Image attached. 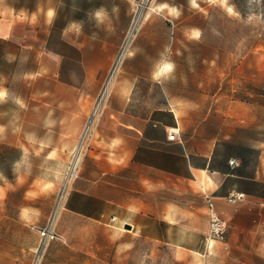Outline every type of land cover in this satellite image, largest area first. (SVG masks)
<instances>
[{"label":"crops","instance_id":"1","mask_svg":"<svg viewBox=\"0 0 264 264\" xmlns=\"http://www.w3.org/2000/svg\"><path fill=\"white\" fill-rule=\"evenodd\" d=\"M72 1L53 5L50 9L55 16L49 21L50 9L33 13L0 0V89L7 91L0 101V151H17L13 162L18 163L29 150L38 153L45 146L75 147L90 120L93 148L88 150L81 176L69 187L64 214L85 221L106 220L110 204L119 206L122 195L139 193L141 185L155 187L162 179L178 182L184 192L198 193L204 201L206 196L212 197L223 213L230 211L223 197L243 191L246 197L238 206L248 211L250 198L262 196L243 190L239 181L259 179L241 172L240 157L221 151L215 136L198 134L197 121L192 132L186 131L194 123L188 122V113L175 102L188 97L172 85L182 81L178 68L159 81L153 79L158 65L174 64L165 27H159L163 37L158 42L151 35L155 28L138 29L106 101L91 117L123 40L125 23L119 22L120 13L123 19L130 17L135 0H76L75 5ZM101 8L107 13L103 23L95 15ZM72 25H78L79 31ZM171 129L176 131L172 140L167 138ZM230 159L237 163L230 165ZM0 189V236L7 242L0 250V264H27L37 242L31 228L28 188L0 171ZM13 195H19L17 202L11 201ZM130 206L140 210L134 201ZM145 217L157 218L142 213L141 218ZM207 230L206 218L200 232L209 248L213 241L206 245ZM227 243L233 247L235 239L229 237ZM178 247L181 254L191 251L189 246Z\"/></svg>","mask_w":264,"mask_h":264},{"label":"rangeland","instance_id":"2","mask_svg":"<svg viewBox=\"0 0 264 264\" xmlns=\"http://www.w3.org/2000/svg\"><path fill=\"white\" fill-rule=\"evenodd\" d=\"M6 1L33 13L67 3ZM227 7L238 15H230ZM121 14L119 22L125 23V31L120 47L126 46L125 53L138 29L155 28L151 34L155 42L163 37L159 27L169 31L165 37L171 41L173 70L178 68L182 77L172 85L188 94L174 100L188 113V122L194 123L188 124L186 131L192 132L197 121L196 132L204 137L215 136L221 151L242 158L241 172L255 175L259 181L252 188L263 187L264 194V0H227V6L220 0H135L130 17L123 19ZM137 14L139 23L128 34ZM193 30L200 32L198 39L192 37ZM155 90L158 92V87ZM82 133L83 130L75 147L45 146L38 153L29 150L18 163L13 162L17 151H0V171L28 188L34 223L31 228L37 242V227L45 224L63 184L66 193L81 176L88 150L93 148V130L81 143ZM76 154L78 162L72 167ZM74 171L76 177L72 175ZM56 172L60 173L59 179ZM48 184L53 187L48 188ZM140 190L120 197L123 208L110 204V214L103 221H85L64 214L65 202L55 226L57 235L50 240L40 264H264V197L250 198L248 211L239 209L240 202H225L230 211L221 212L227 224L224 239L206 248L200 232L208 220L203 196L184 192L178 182L163 179L155 187L141 185ZM18 198L13 195L11 201L17 202ZM132 201L139 211L130 206ZM142 213L157 218H141ZM229 237L235 239L233 247L227 243ZM27 240L30 243L31 238ZM6 243L1 235L0 250ZM178 246H189L191 251L181 254Z\"/></svg>","mask_w":264,"mask_h":264},{"label":"built area","instance_id":"3","mask_svg":"<svg viewBox=\"0 0 264 264\" xmlns=\"http://www.w3.org/2000/svg\"><path fill=\"white\" fill-rule=\"evenodd\" d=\"M132 31L133 28H131L128 31V34L132 33ZM125 47L126 46L120 47L109 67L107 77L95 100V104L91 112V117H93L98 112V110L102 107L103 103L106 101L108 97V93L110 91L112 84L111 79L113 78L118 65L121 63L124 57ZM90 123L91 121L89 120L84 126L83 133L80 138L81 143L87 140L86 139L88 138L87 136L90 135L91 132ZM175 136H176V131L174 129L168 131L167 133L168 139L171 140L175 139ZM236 163L237 161L235 159L229 160L230 165H235ZM72 175L73 177H76L77 172L74 171ZM65 187L66 186L64 183L56 202L54 203L52 209L50 210V213L47 216L45 224L42 227H37L39 238L36 246L33 249L32 257L28 264H40L50 240L54 239L57 235L55 226L61 210L64 209L68 194V190L65 193ZM245 197L246 194L243 191H231L230 193L226 194L223 197V199L229 204H237L240 201L244 200ZM205 201H206V213L208 217V230L205 235V242L206 245L209 246L212 241L224 239L227 224L221 212H219L216 209L213 198L210 196H206Z\"/></svg>","mask_w":264,"mask_h":264},{"label":"clouds","instance_id":"4","mask_svg":"<svg viewBox=\"0 0 264 264\" xmlns=\"http://www.w3.org/2000/svg\"><path fill=\"white\" fill-rule=\"evenodd\" d=\"M212 2H216V0H212ZM222 4L227 6V0H220ZM115 11V9H114ZM227 11L230 15H238V13H235L233 8L227 7ZM96 19L99 23H103L104 20L107 18V13L103 8H101L99 11L96 12ZM55 16V11L54 10H49L48 12V18L49 21ZM251 20L252 17H249ZM72 28L76 29V31H79V26L78 25H72ZM200 36V32L198 30H193L192 32V37L198 39ZM174 65L172 63H163L161 65L157 66V70L153 73V79L156 81H159L161 77H166L169 73L173 71ZM7 96V91L5 89H0V101H3ZM17 103H20V101H17ZM0 131H3L2 128H0ZM17 168H19V165H17ZM56 178L59 179L60 173L56 172L55 173ZM48 188L53 187L52 184L47 185ZM3 196V191L0 189V198Z\"/></svg>","mask_w":264,"mask_h":264},{"label":"trees","instance_id":"5","mask_svg":"<svg viewBox=\"0 0 264 264\" xmlns=\"http://www.w3.org/2000/svg\"><path fill=\"white\" fill-rule=\"evenodd\" d=\"M241 162H242V158H241ZM239 182H240L239 186L242 187L243 190L247 191L248 193H251V194L254 193V194H257L259 196L264 197V194H263V192L261 190L263 187H261L260 190L257 191V192L254 191L255 189L252 188V185L256 184L255 181L240 180Z\"/></svg>","mask_w":264,"mask_h":264},{"label":"bare ground","instance_id":"6","mask_svg":"<svg viewBox=\"0 0 264 264\" xmlns=\"http://www.w3.org/2000/svg\"><path fill=\"white\" fill-rule=\"evenodd\" d=\"M139 14H140V12H139ZM138 23H139V15L137 14L136 17L134 18V20L132 21L131 28H133L134 26H137ZM115 73H116V71H115ZM115 73H114V75H115ZM112 82H113V78L111 79V83ZM79 147H80V145L78 144V146L76 147V150H78ZM77 162H78V157L76 154V155H74V157L72 159V163H71L72 167L75 166L77 164Z\"/></svg>","mask_w":264,"mask_h":264},{"label":"water","instance_id":"7","mask_svg":"<svg viewBox=\"0 0 264 264\" xmlns=\"http://www.w3.org/2000/svg\"><path fill=\"white\" fill-rule=\"evenodd\" d=\"M126 227H127V228H129V227H130V225H129V224H126Z\"/></svg>","mask_w":264,"mask_h":264}]
</instances>
